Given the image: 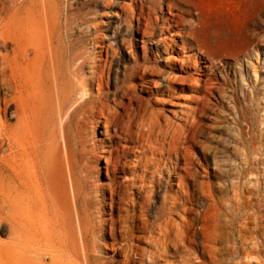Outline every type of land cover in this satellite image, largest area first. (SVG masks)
Returning <instances> with one entry per match:
<instances>
[{"label":"bare ground","instance_id":"obj_1","mask_svg":"<svg viewBox=\"0 0 264 264\" xmlns=\"http://www.w3.org/2000/svg\"><path fill=\"white\" fill-rule=\"evenodd\" d=\"M60 1L0 0V264H105V241L109 237L110 248L114 249L117 220L119 240L127 242V254L139 253L135 241L145 238L160 255L166 256L170 249L171 257L177 255L174 262L163 257L156 264H232L229 255L239 258L236 264L253 261L251 254L264 244V222L258 215L260 204L250 206L244 193L248 190L241 181L247 174L244 164L238 168L233 161L225 159L221 163L214 149L209 151L212 170L206 172L201 165L194 166L189 146L183 144L188 138L185 128L171 124L167 115L141 114L137 110L132 115L118 113L101 87L105 59H94L96 53L107 54L109 45L89 30H85V36L78 35L74 18L62 17ZM204 1L175 0L186 8L177 12L168 8L169 15H162L155 36L148 29L151 27L144 28L141 17L136 16L135 32L141 37L143 51L151 42L150 57H138V47H132L133 62L124 68L127 80L154 74L158 69L152 63L157 59L170 70L162 75L163 80L175 87V80L182 76L171 70L187 72L194 64L177 28L194 4L195 27L202 30L198 7ZM237 1L254 7L255 14H264V0ZM112 4L125 16H134L135 0H113ZM111 23L106 22L113 37ZM249 43V39L244 42ZM160 47L165 54L161 58ZM94 81L96 91L92 90ZM148 81L153 83L152 78ZM170 112L176 113L174 108ZM185 116L181 118L188 125ZM90 119L100 123L102 129L99 138L106 146L101 155L105 173L109 166H117L118 155L112 156L113 151L129 153L124 162L129 172L140 166L139 173L125 179L128 186L141 182L136 186L138 213L126 208L116 219L104 192L101 202H96L98 206L89 197L92 160L86 133ZM114 137L123 143H115ZM163 153L171 167V199L163 203L156 214L159 217L149 222L143 217L150 188L145 181L153 183ZM210 176L215 181H210ZM190 186L204 199L201 206L187 205ZM236 222L242 244L248 239L247 232L261 235L251 237L256 240L249 247L239 248L229 238ZM197 228L200 239L195 235ZM191 243L198 248H187ZM157 251L150 252L151 260Z\"/></svg>","mask_w":264,"mask_h":264},{"label":"rangeland","instance_id":"obj_2","mask_svg":"<svg viewBox=\"0 0 264 264\" xmlns=\"http://www.w3.org/2000/svg\"><path fill=\"white\" fill-rule=\"evenodd\" d=\"M112 2L113 0L60 1V7L63 5L62 17L68 15L74 18L78 35L85 36V30H89L90 33L100 35L104 44L109 45L107 54L104 51L100 55L94 54V59H105V64L101 67L104 97L120 114L132 115L137 110L141 114L154 113L160 117L167 115L171 124L177 123L175 126L179 124L183 129H187L183 130L188 137L183 144L189 146L194 166L199 168L198 165H201L206 172L212 170L211 152L214 149L213 152L221 163L225 159L227 162L233 161L238 168L244 164L243 169L247 174L241 181L243 186H248L244 193L248 194L250 206L260 204L258 215L264 222V14L253 13L254 7L250 8L237 0H206L198 7L202 11L203 21V28L198 31L195 27L197 6L190 4V9L183 14L177 29L189 46L186 52L194 64L187 72L171 70L182 76L175 80V87L172 88L171 84L167 85L162 78L163 74L170 71L169 68L157 59L152 64L158 71L153 70L154 74L150 72L144 79L127 80L124 68L133 62L134 47H138V57L144 56L147 59L150 57L151 42L146 43V50L143 51L141 37L135 32L136 16L141 17L144 28L145 25L152 28L148 29L155 36L160 31L164 19L162 15L165 13L169 15L168 8L177 12L179 8L186 7L179 6L175 0H135L134 16L127 17ZM140 7L144 10L143 18L139 13ZM108 20L112 22L113 37L110 36L111 28L106 24ZM215 31L218 33L214 34ZM134 36H138L136 44L133 42ZM246 39L250 40L249 44H244ZM161 51L162 47L159 50V58L165 55ZM200 69L204 71L202 74L199 73ZM150 78L153 79V83L148 81ZM96 88L94 81L92 90L96 91ZM173 108L176 111L175 115L170 112ZM184 116L187 117L190 128L185 121L183 122L181 117ZM98 124L94 119H90L86 133L92 160L89 197L98 206L100 203L96 202H101V193L104 192L106 201L111 203V214L116 219L120 218L126 208L138 213L136 201L139 197L136 186L141 182L137 181L134 185L128 186L125 179H131L130 176L139 173L141 168L139 166L129 172L124 164L129 153L119 150L112 152V156L118 155L117 166L114 168L109 166L105 173L101 155L102 149L106 146L101 143L102 129ZM114 141L123 143L118 137H114ZM145 179H149V176L146 175ZM171 179L170 163L167 155L163 153L153 183L145 181L146 185L150 186L148 208L143 215L146 221H155L159 217L156 214L160 212L163 203L171 199L168 196ZM208 179L215 181L212 176ZM189 190L192 194L186 200L187 205L193 208L201 206L204 199L192 190L191 186ZM180 200L179 197L176 198L177 202ZM109 212L107 210V213ZM103 216L107 217L108 214H102ZM140 222L138 221L139 224ZM116 226L118 242L114 244V249L110 248L109 237L105 241L107 243V246H104L106 252L103 253L105 264H156L162 262L163 257L173 262L177 259L176 254L171 257V249L166 251V256L160 255L154 245L145 238H141L142 241H135L139 253L127 254V242L119 240L118 220ZM252 226L253 223L248 225L250 228ZM236 227L237 222L233 226V235L230 234L229 238L239 248L249 247L256 240L251 237L261 235L259 232L253 234L247 232L250 237L248 236L247 241L242 244ZM195 235L200 239L198 228ZM260 239L258 237V240ZM187 248L191 250L198 247L191 243ZM151 251H157L154 260L149 257ZM206 257L208 258L207 254ZM229 257L232 264L239 260L237 256ZM250 257L253 261L247 264H264V244L261 243L258 251L253 252Z\"/></svg>","mask_w":264,"mask_h":264}]
</instances>
